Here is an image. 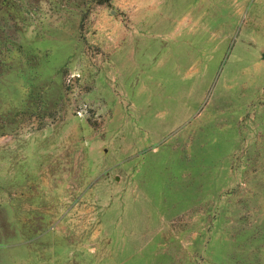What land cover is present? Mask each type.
<instances>
[{
  "label": "rangeland",
  "instance_id": "obj_1",
  "mask_svg": "<svg viewBox=\"0 0 264 264\" xmlns=\"http://www.w3.org/2000/svg\"><path fill=\"white\" fill-rule=\"evenodd\" d=\"M0 264H264V0H0Z\"/></svg>",
  "mask_w": 264,
  "mask_h": 264
}]
</instances>
